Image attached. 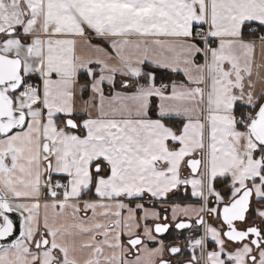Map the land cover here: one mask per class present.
<instances>
[{"label": "snow or ice", "instance_id": "obj_1", "mask_svg": "<svg viewBox=\"0 0 264 264\" xmlns=\"http://www.w3.org/2000/svg\"><path fill=\"white\" fill-rule=\"evenodd\" d=\"M0 264H264V0H0Z\"/></svg>", "mask_w": 264, "mask_h": 264}]
</instances>
